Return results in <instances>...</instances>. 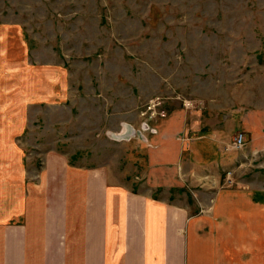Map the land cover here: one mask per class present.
Returning a JSON list of instances; mask_svg holds the SVG:
<instances>
[{"label": "crops", "instance_id": "0c3cea01", "mask_svg": "<svg viewBox=\"0 0 264 264\" xmlns=\"http://www.w3.org/2000/svg\"><path fill=\"white\" fill-rule=\"evenodd\" d=\"M27 31L0 20V264H264V111L232 113L230 130L166 103L140 176L58 149L35 163L26 108L62 103L71 83L48 66L18 80L42 56Z\"/></svg>", "mask_w": 264, "mask_h": 264}, {"label": "rangeland", "instance_id": "374dc122", "mask_svg": "<svg viewBox=\"0 0 264 264\" xmlns=\"http://www.w3.org/2000/svg\"><path fill=\"white\" fill-rule=\"evenodd\" d=\"M0 20L23 21L42 52L18 80L48 66L71 83L62 103L26 108L35 163L58 149L140 176L150 133L133 129L156 96L226 129L232 113L264 111V0H0Z\"/></svg>", "mask_w": 264, "mask_h": 264}, {"label": "built area", "instance_id": "2783aa9c", "mask_svg": "<svg viewBox=\"0 0 264 264\" xmlns=\"http://www.w3.org/2000/svg\"><path fill=\"white\" fill-rule=\"evenodd\" d=\"M166 99L161 96H156L148 101L145 109L141 111L143 120L141 121L142 132L152 128L150 125L151 120H157L159 117H165L168 113L167 108L164 107ZM186 106H190L189 101H184ZM151 131H157L155 128H152ZM245 145L244 135L239 133L236 137L232 146L234 148H242Z\"/></svg>", "mask_w": 264, "mask_h": 264}]
</instances>
